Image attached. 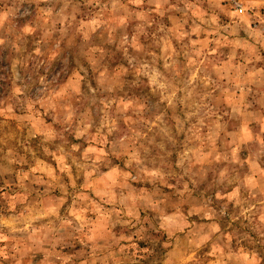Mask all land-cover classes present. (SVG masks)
I'll return each instance as SVG.
<instances>
[{
    "label": "rangeland",
    "instance_id": "rangeland-1",
    "mask_svg": "<svg viewBox=\"0 0 264 264\" xmlns=\"http://www.w3.org/2000/svg\"><path fill=\"white\" fill-rule=\"evenodd\" d=\"M224 1L0 0V264H264V34Z\"/></svg>",
    "mask_w": 264,
    "mask_h": 264
},
{
    "label": "built area",
    "instance_id": "built-area-1",
    "mask_svg": "<svg viewBox=\"0 0 264 264\" xmlns=\"http://www.w3.org/2000/svg\"><path fill=\"white\" fill-rule=\"evenodd\" d=\"M226 5L230 7L235 13L247 15L251 20V24L256 30L264 34V14L259 11L250 9L240 3L238 0H225Z\"/></svg>",
    "mask_w": 264,
    "mask_h": 264
},
{
    "label": "crops",
    "instance_id": "crops-1",
    "mask_svg": "<svg viewBox=\"0 0 264 264\" xmlns=\"http://www.w3.org/2000/svg\"><path fill=\"white\" fill-rule=\"evenodd\" d=\"M250 9L264 13V0H238Z\"/></svg>",
    "mask_w": 264,
    "mask_h": 264
}]
</instances>
